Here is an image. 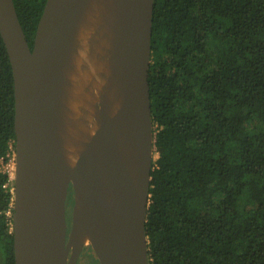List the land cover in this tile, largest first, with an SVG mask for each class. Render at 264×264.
I'll list each match as a JSON object with an SVG mask.
<instances>
[{"label": "trees", "instance_id": "obj_1", "mask_svg": "<svg viewBox=\"0 0 264 264\" xmlns=\"http://www.w3.org/2000/svg\"><path fill=\"white\" fill-rule=\"evenodd\" d=\"M45 2L13 0L30 49ZM148 82L149 264H264V0H154ZM15 140L0 35L3 164ZM12 206L0 169V264H15Z\"/></svg>", "mask_w": 264, "mask_h": 264}, {"label": "water", "instance_id": "obj_2", "mask_svg": "<svg viewBox=\"0 0 264 264\" xmlns=\"http://www.w3.org/2000/svg\"><path fill=\"white\" fill-rule=\"evenodd\" d=\"M153 8L154 0H46L30 49L13 0H0L14 85L15 264H77L86 246L99 264H149ZM96 20L110 41L106 71L117 96L109 104L95 95L96 121L68 158L62 138L79 94L78 36L93 34Z\"/></svg>", "mask_w": 264, "mask_h": 264}, {"label": "bare ground", "instance_id": "obj_3", "mask_svg": "<svg viewBox=\"0 0 264 264\" xmlns=\"http://www.w3.org/2000/svg\"><path fill=\"white\" fill-rule=\"evenodd\" d=\"M88 25L91 26V20L88 21ZM77 50L81 54L79 60L82 61V65L79 63L81 66L78 78L79 94L76 96L74 92L71 96L72 109L67 117L71 123L70 131L63 134L62 138V145L68 158H72L81 133L91 129L96 121V113L92 109L95 95H102L109 104L113 103L117 96L116 88L106 71L110 41L99 21L96 20L94 23L93 34L84 28L80 30Z\"/></svg>", "mask_w": 264, "mask_h": 264}, {"label": "rangeland", "instance_id": "obj_4", "mask_svg": "<svg viewBox=\"0 0 264 264\" xmlns=\"http://www.w3.org/2000/svg\"><path fill=\"white\" fill-rule=\"evenodd\" d=\"M156 157H157V155L156 154H154L153 155V160L154 159H156ZM14 167V166H13ZM6 169H9V170H11V171H13V169H12V166H7L6 167ZM14 173V172H13ZM11 175H12V172H11ZM70 194L71 193H69V195H68V199H67V220H68V222L70 223V211H71V203H72V199H71V197H70ZM70 197V198H69ZM69 225V224H68ZM83 255H91V256H93L94 255V252H93V250L91 249V247L90 246H86L84 249H83V251H82V253H81V255H80V257H79V259H78V261H79V263L77 262V264H87L88 263V261L90 260L89 258L87 259V258H84L83 259V261L80 259L81 258V256H83ZM95 256V255H94ZM85 257V256H84ZM81 260V261H80ZM87 260V261H86Z\"/></svg>", "mask_w": 264, "mask_h": 264}, {"label": "built area", "instance_id": "obj_5", "mask_svg": "<svg viewBox=\"0 0 264 264\" xmlns=\"http://www.w3.org/2000/svg\"><path fill=\"white\" fill-rule=\"evenodd\" d=\"M9 165L12 166L13 171H11L9 169H6V167L9 166ZM13 166H14V154H13V157L6 164H3L2 159H0V169H2L3 171H6L10 175V178L12 180H13V172H14V167ZM11 172H12V175H11Z\"/></svg>", "mask_w": 264, "mask_h": 264}, {"label": "flooded vegetation", "instance_id": "obj_6", "mask_svg": "<svg viewBox=\"0 0 264 264\" xmlns=\"http://www.w3.org/2000/svg\"><path fill=\"white\" fill-rule=\"evenodd\" d=\"M71 191V189H69V192ZM69 195V194H68ZM68 199V198H67ZM72 205V204H71ZM68 219V218H67ZM68 224H69V222H68Z\"/></svg>", "mask_w": 264, "mask_h": 264}]
</instances>
